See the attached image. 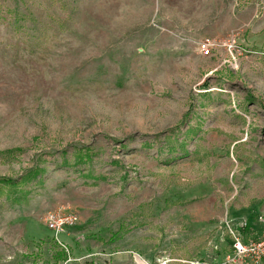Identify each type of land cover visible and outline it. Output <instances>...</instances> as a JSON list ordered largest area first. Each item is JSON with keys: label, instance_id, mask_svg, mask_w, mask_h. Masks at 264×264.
Returning <instances> with one entry per match:
<instances>
[{"label": "rangeland", "instance_id": "1", "mask_svg": "<svg viewBox=\"0 0 264 264\" xmlns=\"http://www.w3.org/2000/svg\"><path fill=\"white\" fill-rule=\"evenodd\" d=\"M0 178V264H214L230 220L259 237L264 0H0Z\"/></svg>", "mask_w": 264, "mask_h": 264}, {"label": "built area", "instance_id": "2", "mask_svg": "<svg viewBox=\"0 0 264 264\" xmlns=\"http://www.w3.org/2000/svg\"><path fill=\"white\" fill-rule=\"evenodd\" d=\"M198 46L204 54H208L218 44L213 39L203 38L198 42ZM45 222L49 230L60 234L76 225L77 216L71 211H50L46 214ZM231 222L230 220L231 226L227 225L228 251L222 255L220 262L214 264H264V232L257 238L242 236L235 229L240 228V224Z\"/></svg>", "mask_w": 264, "mask_h": 264}, {"label": "trees", "instance_id": "3", "mask_svg": "<svg viewBox=\"0 0 264 264\" xmlns=\"http://www.w3.org/2000/svg\"><path fill=\"white\" fill-rule=\"evenodd\" d=\"M77 160L79 163H86L87 161H90L91 156L87 153L85 154H78L76 155V157L74 158V160ZM43 170L40 168H34L33 170H31L29 172L28 175L24 176L25 178H27L28 180H35L37 179L41 174H42ZM0 184H2L1 186H5V187H9V188H13V187H17L20 182L14 179H10V178H0ZM250 228L249 227H244L243 230H241L243 233H246L248 235L247 232H250ZM245 235V236H247ZM257 238V237H256ZM62 255V254H61ZM62 259V258H61ZM65 257H63L62 260H64Z\"/></svg>", "mask_w": 264, "mask_h": 264}]
</instances>
